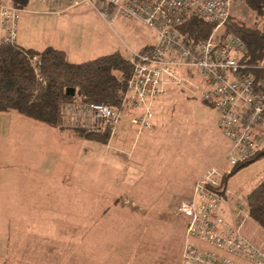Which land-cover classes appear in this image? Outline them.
I'll return each instance as SVG.
<instances>
[{"label": "rangeland", "instance_id": "1", "mask_svg": "<svg viewBox=\"0 0 264 264\" xmlns=\"http://www.w3.org/2000/svg\"><path fill=\"white\" fill-rule=\"evenodd\" d=\"M23 1L12 0V3L26 11L21 5ZM0 3L4 4L2 0ZM31 6L30 14L23 13L20 19L16 42L26 49H65L68 61L73 63L90 61L117 50L123 52L125 45L140 51L156 41L154 31L138 20L118 14L107 23L89 4L76 6L66 2L55 4V7H37L32 0ZM230 12L234 19L253 24L254 17L241 1L232 2ZM258 22L262 23V20ZM223 30L220 28L218 34ZM149 50L147 47L141 53ZM174 64L177 66L180 62ZM194 80L202 83L198 78ZM196 83L195 90L201 92L202 86ZM168 90L177 92L171 100L176 103L175 107L172 111L170 105L167 108L164 105V115H168L161 120L157 131L147 133L145 143H136L135 166L123 155H117L116 161L109 144L115 133L106 126L100 130L103 133L110 131V141L106 145L85 139L90 144L94 142L101 153L92 154L89 144L84 147L77 143L70 145L69 152L75 155L69 162L71 166L64 170L65 177L60 178L63 170L57 171L56 167L62 153L60 149L53 150L54 144L50 141L54 129L38 131L22 122L16 123L14 132L22 138V149H19L22 155L16 150L15 156L7 147L0 149V196L4 199V204L0 199V264H153L150 260L166 256L171 258V264L177 263L184 247L186 220L173 214V207L174 216L169 214V202L177 190L192 184L202 170L222 157L228 141L220 134L217 123L220 112L216 108L202 102L199 94L192 92L194 95H190L182 87L170 85ZM71 96L75 97L61 106L63 127L96 131L72 126H80L82 119L90 124L92 118L84 109L86 105L80 96L75 92ZM81 108L83 110L78 111ZM68 109L70 113L77 111L70 116ZM64 116H67L66 121ZM127 122L128 119L121 118L116 124L117 127L120 123L117 134L121 133V138L125 132L122 123ZM6 134L0 131V139L2 136L16 143L10 133L8 137ZM130 138L127 147L133 142V135ZM117 143L115 141L114 145ZM217 167L225 174L233 170L225 158ZM40 171L50 180L53 178L56 184L60 180L61 185H66L65 191H61L62 186L49 184L52 181L38 179ZM228 178L225 188L243 200L264 178V157L240 167ZM39 183L40 187L36 186ZM55 190H59L58 193H54ZM19 191L25 194L28 202L23 206L28 212L18 213L15 204L20 201L17 198ZM43 197L52 200L56 197L58 202L36 204L44 201ZM116 200H119L117 204ZM3 207L10 208L11 213L5 215ZM226 207L225 203L221 204L219 212L228 222ZM248 226L257 227L252 222H248ZM193 245L203 250L209 248H204L200 242H193Z\"/></svg>", "mask_w": 264, "mask_h": 264}, {"label": "built area", "instance_id": "2", "mask_svg": "<svg viewBox=\"0 0 264 264\" xmlns=\"http://www.w3.org/2000/svg\"><path fill=\"white\" fill-rule=\"evenodd\" d=\"M37 7L55 4H86L98 10L101 18L110 23L118 14L138 20L154 31L155 43L146 53L127 50L130 76L119 107L89 104L84 106L92 122L82 119L80 126L100 131L106 126L114 130L121 118H130L131 127L140 134L153 118V103L165 95L170 85L182 87L190 94H199L220 112L219 128L229 141L225 155L227 164L234 167L250 161L264 148V91L255 88L237 63L243 47L232 35L217 32L231 16L230 0H34ZM24 10L0 3V45H19L16 42L19 19ZM118 18V17H117ZM213 24L214 29L205 39L188 43L181 28L191 20ZM237 58L235 60L234 58ZM237 61V62H236ZM171 62V63H170ZM173 62V63H172ZM175 62H180L175 66ZM37 82L45 87L39 72V59H30ZM194 69L202 84L195 90L190 75ZM196 83V82H195ZM193 92V93H192ZM81 108L78 111H82ZM77 110L72 113L74 115ZM66 113V115H67ZM67 116H64L66 121ZM74 119V118H73ZM69 122V120H68ZM71 122V121H70ZM75 122V119L74 121ZM71 126V127H72ZM222 174L210 167L192 188V196L175 201L173 214L186 220V231L181 264H239L235 258L248 264H264L262 249L252 246L240 233L244 211L242 200L222 186ZM234 199L235 201H233ZM228 204L239 225H230L219 212V206ZM207 245L210 250L198 249L193 242ZM234 259H233V258ZM232 258V259H231Z\"/></svg>", "mask_w": 264, "mask_h": 264}, {"label": "trees", "instance_id": "3", "mask_svg": "<svg viewBox=\"0 0 264 264\" xmlns=\"http://www.w3.org/2000/svg\"><path fill=\"white\" fill-rule=\"evenodd\" d=\"M239 1L244 3V8L254 17L253 24L248 25L247 22L234 19L231 15L220 35L223 37L232 35L239 40L243 49H241L242 57L239 58L238 63L243 67V74L252 81L255 88L264 91V0ZM258 20H262V23ZM185 27L181 28L183 29L181 33L187 36L188 43L205 39L214 28L213 25L198 19H192L186 23ZM146 48L141 52H145ZM34 57L39 59V72L45 87H41L37 82L30 63V59ZM130 71V65L118 50L90 61L72 63L68 61L64 51L51 47L34 50L22 48L19 45L2 44L0 45V113H18L25 118L61 129L64 126L61 106L75 97L70 95V89L75 90L86 106L96 103L115 108L119 105L126 88L121 78L123 80L128 78ZM190 78L200 79L196 72L192 73ZM173 92L175 93L174 90ZM178 92L181 93L179 90ZM74 131L79 137L99 144L106 145L110 140L108 130L105 133L85 132L79 129ZM262 157H264V148L250 161L242 162L234 167L230 166L233 170L229 174L222 173V186L225 188L228 177L240 167ZM243 200L245 201L242 205L243 223L245 220L251 221L264 232V178L245 195ZM118 201L116 200V204ZM185 230L186 225L184 233ZM243 237L249 244L256 246L244 235ZM235 260L239 264H248L243 262V259L235 258Z\"/></svg>", "mask_w": 264, "mask_h": 264}, {"label": "crops", "instance_id": "4", "mask_svg": "<svg viewBox=\"0 0 264 264\" xmlns=\"http://www.w3.org/2000/svg\"><path fill=\"white\" fill-rule=\"evenodd\" d=\"M8 3H6L5 2V0H2V2L5 4V5H8V6H15V7H17L16 5H14L13 3H12V0H6ZM13 1H16V0H13ZM0 2H1V0H0ZM20 2V1H19ZM21 5H23V7H25L24 9L26 10V11H24V12H22V14H21V17H22V15H23V13H28V14H30V12H31V10H29L32 6V0H27V1H23L22 2V4ZM22 8V7H21ZM21 17H20V19H21ZM20 19H19V24H18V27H17V30L19 29V27H20ZM2 34L3 33H1L0 32V38H1V36H2ZM155 40H156V37H155ZM154 43H155V41H154ZM153 43V44H154ZM152 44V45H153ZM152 45H146L145 47H143L140 51H136V52H141L144 48H146V47H148V46H152ZM20 46V45H19ZM21 47V46H20ZM35 49H37V50H43V49H38V48H35ZM55 49V48H54ZM127 50H132V51H134L133 49H130L127 45H125L124 46V51L123 52H120L121 53V55H122V57H124V53L127 51ZM62 51H64L65 53H67L66 51H65V49H63ZM134 51V52H135ZM68 54V53H67ZM68 56V55H67ZM71 62V61H70ZM81 62H83V61H81ZM73 63V62H72ZM196 84H198V83H196ZM202 84V83H201ZM198 85H200V84H198ZM168 89H169V87H168ZM184 91H186V90H184ZM168 93L167 94H165V95H163L162 97H160L159 98V100L158 101H156L155 103H153V108H152V111H153V118H152V120H149V122H148V124L151 126L149 129H145V130H143L140 134H138L137 133V130L135 129V128H133V127H131V125H130V118H126V119H128V122L127 123H122V127L124 128V130H125V132H124V137L123 138H121V133L120 134H117V131H118V129H119V124H118V126L117 127H115V129H114V133H115V136L113 137V138H111V141H110V148H112V152L115 154V155H113L116 159L118 158L117 157V155H123V156H125V158H126V160H128L129 159V161H133V155H134V153H136L138 150L135 148L136 147V145L139 143V141H141L140 143L142 144V143H145L146 141L144 140V138H147V137H144L147 133H151V132H155V131H157V128L160 126V124H161V120L162 119H164L168 114L167 113H165L166 115H164V110L167 108V105H170V109L173 111V106L175 107V104L176 103H172L171 102V100H172V96L174 95V94H176V93H174L173 92V90H168L167 91ZM188 94H190L191 92H189V91H186ZM190 95H194V94H190ZM179 103H180V101H179ZM181 104V103H180ZM166 106V108L164 109V107L163 106ZM170 111V110H169ZM154 120V121H153ZM219 120V119H218ZM22 122V123H24L26 126H28V127H33V128H35V129H37L38 131L40 130V131H43L44 130V128H45V130L46 131H48V132H50L51 130H48V128L50 129V128H52V129H54V131L52 132V138H51V140L50 141H52V144H54V148H53V150H58V149H60V153H62V155L60 156V158L62 157V159L60 160V158H59V161H58V163H59V165H57V171L58 170H63V176H58V177H60V178H63V177H65L64 175V170H66L67 169V167H68V165L69 166H71L70 165V160H73V158H74V155L75 154H70V152H69V149L71 148V146L70 145H72L73 143H77V145H79L80 147H84L85 146V144H89L91 147H92V154H94V155H97V154H99V153H101L102 151L101 150H99V149H97L96 147L97 146H94L93 144H94V142H93V144H90V143H88L89 141L88 140H85V138H81V137H79L76 133H75V131H74V129H72V130H68V129H66V128H55V127H51V126H47V125H45V124H42V123H40V122H36V121H34V120H32V119H29V118H25V117H23V116H21V115H19L18 113H14V112H5V113H0V131L2 132V131H4V132H7V134H6V136L8 137V134L10 133L11 134V136L14 138V141L16 142V143H13V142H9L8 140H5L2 136H1V139H0V149L1 150H4L6 147H7V149H9V150H13L14 151V154H15V156H16V150H17V154H19V149L21 150L22 149V146H20L21 144L23 145V142H21L22 141V138H21V136L20 135H18V133L16 134L15 132H14V129L16 128V123L17 122ZM37 123H39L38 125H36ZM218 123V122H217ZM47 127V128H46ZM218 128H219V126H218ZM219 130H220V128H219ZM57 133V134H56ZM220 134H222L221 133V130H220ZM131 135H133V142L132 143H130V146L129 147H127V143H128V140H130L131 138ZM111 136H112V134H111ZM222 136L224 137V135L222 134ZM225 138V137H224ZM118 142L117 144H115L114 145V142ZM112 142H113V144H112ZM137 143V144H136ZM96 144V143H95ZM98 145V144H97ZM229 142L227 143V147H226V149H225V151L222 153V157L221 158H219V159H217V161L215 162V163H213V164H211V165H209V166H207L206 167V169L205 170H202L197 176H196V180L194 181V182H192V184H190L189 186H186L185 187V189H180V190H177V192L176 193H174V197H172V199L170 200V202H169V205H168V207H167V210H169V214H171L172 216H174L173 214H172V212H171V210H172V207H173V205L175 204V201L176 200H179V199H185V198H187V196H188V191H187V188L188 187H190V189H189V192H190V190H191V188L193 187V185L196 183V181L206 172V170H208L209 169V167H215V168H217V165L221 162V161H223V158H225V154H226V152L228 151V148H229ZM52 150V151H53ZM124 150H125V152H124ZM119 151H121V152H124V154H119L118 152ZM20 154H21V152H20ZM19 154V155H20ZM87 154H88V152H87ZM22 155V154H21ZM97 158V157H96ZM23 159V158H22ZM21 159V160H22ZM65 160V161H64ZM117 162H118V159L116 160ZM61 162V163H60ZM116 162V163H117ZM63 164V165H62ZM62 166V167H61ZM132 166H135V161H133L132 162ZM61 167V168H60ZM56 171V172H57ZM68 171H69V169H68ZM21 173H22V171H21ZM69 174H71V173H69ZM37 175H39V178L38 179H41V178H43V179H46L47 181H52L53 180V178L50 180L49 179V177H47L46 175H44L41 171H40V173L39 174H37ZM71 177H72V174H71ZM59 178V179H60ZM55 180V179H54ZM53 183V186H55V187H59V186H62V188H61V191L63 192V190L65 191V188H66V185L65 184H63V185H61L60 184V180L58 181V183L56 184L55 183V181H52V182H49V184H52ZM72 184V181L70 182V185ZM36 186H39L40 187V183L39 184H37ZM37 191H39V190H37ZM58 191L59 190H55L54 191V193H58ZM71 191H72V185H71ZM191 194H192V191H191V193L189 194V196H191ZM24 196H25V194H24V192L23 191H19V193H18V196H17V198L18 199H20V201H19V203H17V201H16V207H17V209H19V211H18V213H20V212H23V211H27L28 212V209L25 207V206H23V203H27L28 201H26V199L24 198ZM124 196H126V195H124ZM186 196V197H185ZM188 196V197H189ZM245 197V196H244ZM3 199V196H0V199ZM66 199H67V197H65ZM43 199H44V201H42V202H39V203H36V204H40V205H42V203L43 204H45V203H48V202H50V203H53V201H55V203H57L58 201H57V199H56V197H55V200H52V199H48V198H44L43 197ZM129 200H131L132 201V199H129ZM32 202H35V200H33ZM133 202V201H132ZM3 204H4V199H3ZM2 204V205H3ZM36 204H33V205H36ZM6 205H10V201H9V203H7ZM58 208H62V209H65V208H68V207H66V206H57ZM227 209H226V211H227V213H228V217H227V219H228V223L230 224V225H236V226H238L239 225V221H237L236 219V216H235V214H234V211H233V209L230 207V206H228V204H227V207H226ZM2 209H4V207L2 208ZM3 213H5V215H7V214H9V213H11V210H10V208L9 209H4V211H3ZM175 217H178V216H175ZM174 217V218H175ZM248 222H251V221H248V220H245L244 221V223H243V225L240 227V232L241 233H243V235L251 242V243H253V244H255L256 246H258L260 249H262V250H264V233H262V232H260L258 229H257V227H255V226H248ZM184 224H185V220H184ZM186 225V224H185ZM246 226H247V228H246ZM246 228V229H245ZM245 230V231H244ZM185 234V233H184ZM183 237V236H182ZM192 242H195V241H192ZM180 243H182V241L180 242ZM204 248H206L205 246H207V245H204V244H202V243H200ZM207 249V248H206ZM208 250H210V248H208ZM180 254H181V252H180ZM180 261H182V258L180 257V255L178 256V260H177V263L176 264H181V262ZM150 262H152L153 264H171V258H169L168 256H166V257H158V258H155V260H153V261H151L150 260Z\"/></svg>", "mask_w": 264, "mask_h": 264}, {"label": "bare ground", "instance_id": "5", "mask_svg": "<svg viewBox=\"0 0 264 264\" xmlns=\"http://www.w3.org/2000/svg\"><path fill=\"white\" fill-rule=\"evenodd\" d=\"M230 1H231V0H230ZM228 20H229V19H228ZM203 22H204V21H203ZM206 24H208V23H206ZM209 25H213V24H209ZM185 26H186V24H185ZM185 26H184V28H186ZM213 26H214V25H213ZM222 27H223V26H222ZM213 29H214V28H213ZM182 30H183V29H181V32H182ZM212 31H213V30H212ZM218 31H219V30H218ZM200 99H201L202 102H203V101L206 102V101H205L204 99H202L201 97H200ZM207 103H208V102H207ZM208 104H209L210 106H212L210 103H208ZM212 107H213V106H212ZM218 126H219V123H218ZM115 127H116V126H115ZM115 127H114V128H115ZM150 127H151V126L147 123L145 129H149ZM110 130H111L112 132L114 131V130H112V129H110ZM98 132H100V131H98ZM221 133H222V132H221ZM225 139H226V138H225ZM226 141H228V139H226ZM228 142H229V141H228ZM229 148H230V146H229ZM229 148H228V150H229ZM227 152H228V151H227ZM227 152H226V153H227ZM225 155H226V154H225ZM226 163H227V162H226ZM229 166H230V165H229ZM217 168H218V167H217ZM218 169H219V168H218ZM219 171H220V170H219ZM220 172H221V171H220ZM221 174H222V172H221ZM198 180H199V179H198ZM198 180H197V181H198ZM197 181H196V182H197ZM195 184H196V183H195ZM195 184H194V185H195ZM194 185H193V186H194ZM192 188H193V187H192ZM192 188H191V191H192ZM192 193H193V191H192ZM191 196H192V194H191ZM191 196H190V197H191ZM225 204H226V203H225ZM243 204H244V201L242 200V205H243ZM226 205H227V204H226ZM228 206H229V205H228ZM242 217H243V214H242Z\"/></svg>", "mask_w": 264, "mask_h": 264}, {"label": "water", "instance_id": "6", "mask_svg": "<svg viewBox=\"0 0 264 264\" xmlns=\"http://www.w3.org/2000/svg\"><path fill=\"white\" fill-rule=\"evenodd\" d=\"M71 90V94L70 95H73V93L75 92L74 89H70Z\"/></svg>", "mask_w": 264, "mask_h": 264}]
</instances>
